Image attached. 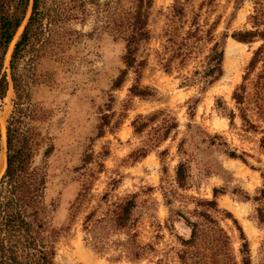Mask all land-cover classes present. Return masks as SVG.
Wrapping results in <instances>:
<instances>
[{
  "label": "rangeland",
  "instance_id": "374dc122",
  "mask_svg": "<svg viewBox=\"0 0 264 264\" xmlns=\"http://www.w3.org/2000/svg\"><path fill=\"white\" fill-rule=\"evenodd\" d=\"M202 1H185L186 19L178 21L171 11L174 0H154L149 22L151 39L139 53L140 58L147 61L140 85L155 90L156 95L151 100L129 98L133 74L128 75L119 90L111 91L113 79L123 68L121 58L125 44L107 30H95L93 17L83 25L78 21L60 24L57 33L49 35L38 50L31 53L32 100L48 115L45 122L36 125L54 144V151L46 160L49 174L46 203L50 224L63 229L56 244V264H180L177 254L183 248L181 240L188 239L191 232L185 218L203 222L192 213L196 208L192 198L211 200L215 188L223 193L216 198L219 210L228 212L237 221L248 241L251 259L257 263L258 248L264 241V228L255 218L259 204L243 199L242 192L253 197L262 187L259 170L264 164V148L260 143L264 122L247 107L248 116L259 129L255 133L245 131L231 95L241 83L253 51L260 43L242 44L228 37L223 44V76L206 90H203L201 75L195 72L203 70L209 44L200 43L183 64L173 61L169 71L163 66L175 47L167 41L165 32L176 28L174 39L181 42L190 28L193 12L198 14V24L203 31L215 23L213 36L216 40L225 31L231 34L250 28L248 16L253 11V0H244L233 18V0H216L212 7L199 10ZM20 32L21 29L6 56L7 74L9 56ZM110 95L114 98L115 112L111 124L119 121V125L113 131L107 129L103 137L95 138L98 119L106 110ZM13 98L10 86L6 97L0 100V125L1 130L4 129L1 149L4 152V126L12 112ZM218 100L235 112L232 125L217 107ZM125 104L128 106L124 107ZM159 110L176 118L179 126L159 147L135 160L136 151L145 146L152 132L147 129L137 136L131 122L138 115L148 116ZM160 121L155 124L159 126ZM204 133L210 137L220 136L230 150L245 157L247 164L230 159L221 147L209 145ZM183 139L190 170L187 186L180 189L175 182V168L180 160L178 145ZM215 142L221 140L215 139ZM88 146L96 158L85 169H80L83 152ZM163 150L165 155L159 157ZM105 152L107 156L101 157ZM41 161L39 155L35 164ZM98 162L103 164L99 172ZM4 171L5 167L0 165V179ZM85 183L90 184L89 193L77 213L71 215V205ZM105 194L106 199H102ZM133 194L138 203L135 212L137 241L142 246H151L145 257L134 263L118 256V251L111 246L103 252L94 250L89 240H85L82 229L87 214L95 212L98 218L113 203ZM211 215L229 236L231 254L238 262L241 240L234 224L221 213ZM123 239L124 235L117 234L111 241Z\"/></svg>",
  "mask_w": 264,
  "mask_h": 264
},
{
  "label": "trees",
  "instance_id": "16d2710c",
  "mask_svg": "<svg viewBox=\"0 0 264 264\" xmlns=\"http://www.w3.org/2000/svg\"><path fill=\"white\" fill-rule=\"evenodd\" d=\"M185 1L187 0H174L172 5L173 17L178 21L186 19ZM215 1L203 0L199 10L203 7H212ZM233 3L231 18L241 8L244 0H233ZM153 4L154 0H0V100L6 97L10 86L14 94L12 112L5 126V171L0 179V264H56V244L63 232V229L55 228L49 222V207L46 203L49 174L46 160L54 151V144L50 136L43 134L36 125L45 122L48 115L43 107L32 100L31 53L38 50L49 35L57 33L60 24L78 21L83 25L93 17L95 30L100 28L107 30L114 38L121 39L125 44L121 58L123 68L113 79L111 91L119 90L128 75L133 74L134 82L128 88L129 98L154 99L155 90L140 85L147 61L141 59L139 55L141 47L151 39L149 22ZM248 24L250 28L236 30L231 34L225 31L216 40L213 36L215 23L203 31L198 24V14L193 12L190 28L181 38L180 44L174 39L176 28L165 32L168 36L167 41L175 47L163 66L165 71H169L173 61L178 60L179 64H183L191 52L197 50L200 43L209 44L210 47L203 59V70L195 72L201 75L203 90H206L223 76V44L228 37L242 44L259 42L260 45L253 51L245 68L241 83L231 95L237 116L245 131L255 133L259 126L248 116L247 107L264 122V0H253V11L248 16ZM20 29L21 32L9 56L7 74L6 56ZM113 102L114 98L110 95L106 110L98 119L95 138L103 137L107 129L113 131L118 127L119 121L111 124L115 114ZM127 104L124 107H127ZM217 107L222 109L223 115L232 125L235 112L228 109L220 100ZM159 119L160 125L157 126L155 123ZM178 126L176 118L166 114L165 110L135 117L131 122L133 133L140 136L149 129L152 136L143 148L136 151L134 159L144 158L147 152L159 147ZM187 128H190V125H187ZM204 135L209 138V145H217L230 159H239L247 164L245 157L230 150L220 136L210 137L205 133ZM215 139H220L221 142L217 143ZM185 143L183 139L178 145L180 160L175 168V182L180 189L187 186L190 170V160L183 150ZM260 143L264 148V136L261 137ZM1 151L0 127V154ZM165 153L163 150L158 155L162 157ZM39 155L42 161L35 164V159ZM100 156L106 157L107 152ZM95 158L94 151L88 146L83 152L79 168L85 169ZM97 166L98 172L101 171L103 164L98 162ZM259 171L262 187L253 197L242 192V198L259 204L255 209V218L264 228V164ZM89 190L90 184H83L71 205V215L77 213ZM219 194H223L222 190L215 188L211 200L192 198L196 205L192 213L201 217L203 222L200 224L185 218L191 232L188 239L181 240L183 248L177 254L180 264H254L248 241L237 221L228 212L219 210L216 203ZM106 197L105 194L102 199ZM137 208L136 195L133 194L113 203L112 207L98 218L95 212L87 214L82 227L85 240H89L93 249L98 252L106 251L111 246L118 251V256H124L129 262H139L151 246H142L137 241L135 232ZM212 213H221L230 219L238 231L241 240L238 262L231 254L229 236L212 218ZM117 234L124 235V239L111 241ZM256 264H264V241L258 248Z\"/></svg>",
  "mask_w": 264,
  "mask_h": 264
},
{
  "label": "bare ground",
  "instance_id": "6f19581e",
  "mask_svg": "<svg viewBox=\"0 0 264 264\" xmlns=\"http://www.w3.org/2000/svg\"><path fill=\"white\" fill-rule=\"evenodd\" d=\"M233 46L234 45H232V46H230L229 48V51L231 52V51H233L232 49H233ZM0 127H1V125H0ZM5 127V126H4ZM3 130V133H4V129H2ZM2 130H1V140H2ZM4 135V134H3ZM0 165L1 166H3V167H5V152L4 151H2V153H1V155H0Z\"/></svg>",
  "mask_w": 264,
  "mask_h": 264
}]
</instances>
